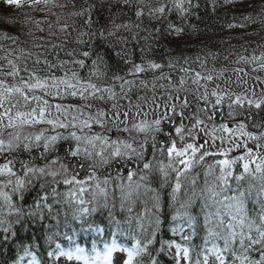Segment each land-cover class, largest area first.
<instances>
[{"label": "snow or ice", "instance_id": "snow-or-ice-1", "mask_svg": "<svg viewBox=\"0 0 264 264\" xmlns=\"http://www.w3.org/2000/svg\"><path fill=\"white\" fill-rule=\"evenodd\" d=\"M6 3L20 7L23 0ZM41 3L48 6L53 0H31L29 6ZM123 3L132 6V0ZM137 3L143 5L135 8L137 20H142L145 8L155 19L172 11L167 3L156 7L144 0ZM85 5L72 13L83 18L87 30L79 32L76 43L85 47L71 49L65 54L72 59L58 63L37 58L34 63L47 67L46 76L27 65L21 67L20 57L12 59L11 52L0 49L6 52L0 56L5 62L0 64V126L14 130L8 132V139L0 137V251L14 253L9 256L11 264H24L25 258L27 264H60L61 260L65 264H161V256H169L171 264H264V125L258 134L246 131L241 122L235 129L228 123L213 124L207 132L215 116L208 107L207 91L196 98L190 115L186 110L192 102L177 94L169 100L179 104L165 102L164 110L150 121L133 117L129 123V111L115 102L109 111L97 109L95 115L85 116L83 109L92 104L74 101H116L117 87L123 93L120 98H127L125 86L136 81L126 77L162 68L154 60L145 63L144 49L140 63L130 58L126 47L117 50L116 44L129 43L117 33L139 29V23L112 22L111 28L102 25L93 30L99 23L93 17L95 5L87 0ZM172 6L182 15L193 4L172 0ZM67 29L64 25L61 31ZM169 30L179 34L183 28L169 25ZM109 37H116V44ZM0 39L17 40L7 32L0 33ZM57 47L61 46L53 45ZM113 55L115 64L110 63ZM252 59L264 60V55ZM120 61L129 66L124 75ZM67 64L87 70V76L71 70L58 76L53 71ZM200 79L210 81L212 76L197 73L193 83ZM184 83L181 78V87ZM211 96L215 110L223 96L216 91ZM48 98L73 102L53 104ZM233 103L241 105V98ZM247 103L262 109L264 99ZM135 107L141 110L139 104ZM160 108L155 104L152 110ZM37 124L49 125L50 133L20 134L24 126ZM200 133L210 139H201ZM248 141L255 147H249ZM236 149L241 151L233 155ZM167 189L165 201L162 191ZM165 206L172 209L171 237L162 228ZM29 232L31 236L22 235Z\"/></svg>", "mask_w": 264, "mask_h": 264}, {"label": "trees", "instance_id": "trees-1", "mask_svg": "<svg viewBox=\"0 0 264 264\" xmlns=\"http://www.w3.org/2000/svg\"><path fill=\"white\" fill-rule=\"evenodd\" d=\"M144 2L152 7L167 3L172 11L167 12L160 19H155L148 16V10L145 8L144 17L142 20H137L134 15L135 8L143 6L138 4L137 0H132L131 7L125 5L123 0H87L88 4L95 5L93 17L99 21L98 24H94L93 30L102 25L111 28L112 22L116 24L139 23V29L132 28L131 32L121 29L117 33V37L128 39L129 43L126 46L116 44V37H109V41L116 44L117 50L126 47L132 54L130 58L136 63L141 62V49H144L145 63L147 60H154L162 65L161 69L148 70L137 77H126L129 80L135 79L136 82L131 86L126 85L125 91L129 87H131V91H135L143 85L163 83V86H157L156 93L160 94L167 89H172L168 95L173 96L179 85V78H184L186 83L193 82L197 72L201 73L204 68L219 65L232 56L244 53H251L255 56L259 51L263 50L264 52V0H231L230 3H225V0H192L193 7L182 15L173 8L172 0H144ZM2 3L7 4L12 13L3 14L0 10V33L7 32L17 40L13 43L12 40L0 39V49L11 52L10 58L12 59L20 57L17 63L21 67L27 65L31 71H35L43 77L48 74V69L43 63L35 64L34 61L37 58L41 61L48 59L52 63H58L61 60L72 59L65 54L71 49L85 47L76 43L79 32L87 30L83 27V18L72 15V13L80 11L82 6H86L85 0H53V3L48 6L43 3L29 6L31 0H23L20 7L14 4L10 5L6 1ZM246 17H250V19H246ZM9 21H15V23L10 24ZM37 21L40 23L37 24ZM64 25H68L66 32L61 31ZM169 25L181 27L183 31L179 34L170 31ZM229 25L235 26L229 27ZM73 29L76 30L73 31ZM155 29H159V32ZM144 37H148V39L145 40ZM170 38L181 41V44L172 46ZM53 45L61 47L53 48ZM5 54V51H0V56ZM116 60L117 58L113 55L110 63L115 64ZM4 63V61H0V64ZM170 64L171 66H169ZM127 67L129 66H126L123 61L119 62V68L123 70L121 75H124ZM69 70L79 72L81 77L87 76V70L82 71L78 66L72 64L53 71L56 75L62 76L65 71ZM21 75L27 78L28 74L22 72ZM141 80L145 83L141 84ZM142 93L143 91L140 90L135 92V94ZM37 94L43 95V93ZM209 101V110L214 111V118L220 121L242 119L248 124V129L257 134L261 130L260 126L264 125V106L262 109H256L250 108L248 103L241 102V105L238 106L231 100H225L215 110H212L211 104L215 103V99L209 98ZM203 103L200 102V104ZM230 104L233 112L231 118L228 116ZM195 106L196 103H192L186 112L190 115L195 110ZM185 123H189V121L185 120ZM38 151L34 150L36 153ZM212 160V157L207 158L209 163ZM196 171H200V169L197 168ZM165 193L166 190L162 191V197L167 201ZM171 213L172 209L165 206L162 215V219L165 220L162 226L164 233L173 226ZM31 234V232L22 233L27 236H31ZM196 242L199 243V239ZM10 255L13 253L0 251V264H4L6 260L8 264H11Z\"/></svg>", "mask_w": 264, "mask_h": 264}, {"label": "rangeland", "instance_id": "rangeland-1", "mask_svg": "<svg viewBox=\"0 0 264 264\" xmlns=\"http://www.w3.org/2000/svg\"><path fill=\"white\" fill-rule=\"evenodd\" d=\"M6 0H0V10L3 14H11L12 11L9 8V6L7 4H3L2 2H5ZM170 44L173 45H180L181 41H176L174 38H170ZM235 65H237V61H235ZM234 66H230V63L226 60L220 67H218L217 69H215L213 76L211 75V71H210V67L204 68L203 72L200 74V76L204 75L205 77L211 75L212 76V80H206V84L209 87L208 90L205 91H214L213 89L216 88L217 86L221 87V92L220 95H222L224 98H229L231 97V93L233 90V78H232V74L231 71L233 70ZM199 73V72H197ZM237 77H239V80L242 84V86L246 87L247 84L246 82H248V80L246 79V77H248V75L244 72L241 71H236L234 73ZM207 75V76H206ZM218 75H223L229 78V80L227 82H218L216 80H222V78ZM196 77V76H195ZM263 77H264V73H263ZM184 79V78H183ZM181 80V78L178 79V83ZM96 82V81H93ZM199 84V81L198 83ZM163 83H156V84H150V85H143L140 88H137V90H132V91H128V89L126 90V92H128V97L121 99L120 97L123 95H120L119 97H117L116 101H107V103L103 102V101H97V100H93V99H89L88 101H83L82 102V106L84 104H92V107L89 108H84V114L85 116H87L88 114H92L95 115L97 109H102L104 111H109L111 109V105L112 103H118L119 105L122 106L123 109L129 111L130 113L139 111L138 109L134 108L135 105L139 104L140 106L144 105V110L143 111H148L149 108L153 109L155 104H157V102H159L160 104H162L163 102H165V100L169 97L168 92H171L172 89H167L165 90L163 93H156L158 90L157 86H163ZM148 91V95L145 96L144 94H135V92L139 91V90H145ZM134 91V92H133ZM197 91V89L195 88L193 82H187L185 81V83L183 84V86L181 87V85L179 84L178 87L175 89V96L177 94H179V96L181 97V99H183L184 96H189L190 97H194L195 92ZM251 94H257V93H262L264 95V78L261 79L260 83H254L251 87ZM130 93H134L133 97H131L129 94ZM142 98V99H140ZM263 99V98H262ZM252 100H257V99H252ZM69 101V100H66ZM245 100H242V103ZM80 104V103H79ZM31 106H35V102L32 103ZM21 110H28L25 108H21ZM15 111V110H14ZM153 111V110H152ZM109 115H111V112H109ZM132 118L135 117L133 114H131ZM140 115H138V117H135V119L138 121ZM122 119V118H121ZM132 122V119H129V123ZM111 124V121H109V125ZM2 127V126H1ZM41 130L45 131L46 133H50L51 129L49 125H44V124H37V125H32V126H24L23 128L20 129V134L23 135H30V136H34L36 134H38ZM95 131H101V129H99L98 127H96L94 129ZM14 131L13 129H2V131H0V137L5 138L8 137V132H12ZM205 136V135H203ZM250 145L252 147H255V142H251ZM209 163V162H208ZM118 196V194H117ZM60 264H65V262L62 260L60 262ZM73 264H76V262L74 261Z\"/></svg>", "mask_w": 264, "mask_h": 264}, {"label": "bare ground", "instance_id": "bare-ground-1", "mask_svg": "<svg viewBox=\"0 0 264 264\" xmlns=\"http://www.w3.org/2000/svg\"><path fill=\"white\" fill-rule=\"evenodd\" d=\"M240 61H241V63L244 64L247 68H253V67H254V68L257 69L258 74H257V78H256V82H255V83L259 84L260 81H261V79L264 78V77H263L264 68H261L260 65H258V64H253V63H251V62H249L248 60H245V59H241ZM227 81H228V80L218 81V82H222V83H224V82H227ZM217 87L219 88V92H221V87H220V86H217ZM195 88H196V87H195ZM196 89H197V91L195 92L194 97H190V98H189V96H188L189 101H191L192 103H196V98L202 95V94L197 93V92L199 91V89H198V88H196ZM209 98H210V97H209ZM200 102H203V101H200ZM220 123H221V121H220L219 119L214 118L212 122H208V125L211 126V127H213V124H215L216 126H219ZM166 191H167V190H166ZM167 214H168V213H167ZM40 243L43 244V240H40ZM13 255H14V253H13ZM26 259H27V258H25V260H26ZM159 259L161 260V264H171V263H170L166 258H164V257H163V258H159Z\"/></svg>", "mask_w": 264, "mask_h": 264}]
</instances>
